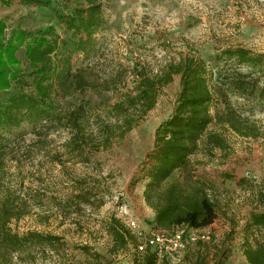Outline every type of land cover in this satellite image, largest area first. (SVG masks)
<instances>
[{
    "label": "rangeland",
    "instance_id": "1",
    "mask_svg": "<svg viewBox=\"0 0 264 264\" xmlns=\"http://www.w3.org/2000/svg\"><path fill=\"white\" fill-rule=\"evenodd\" d=\"M43 2L0 0V18L6 23L4 36L8 38L16 27L30 32L51 27L58 42L56 56H68L72 70L90 66L91 77L97 79L96 89L67 95L53 92L49 114L64 116L67 110L80 106L87 119L86 132L95 134L98 148L87 145L81 153L72 150L70 130L60 124L48 125L40 135L35 133L38 125L28 120L0 128L2 142L14 148L12 161H7L6 184L12 188L20 185L27 191L33 188L39 197L32 213L12 221L10 226L20 235L36 231L55 237L60 248L59 255L47 246L28 250L31 255L25 254L15 262L84 264L81 248L88 246L105 255L109 264H139L130 246L110 253L106 222L110 216L122 223L125 217H132L143 229L153 228L154 209L143 197L146 181L140 163L153 148L157 125L176 105L179 76L174 75L160 89L155 106L146 114L139 117L137 110L127 112L134 118L127 132L115 127L123 115H117L112 106L135 94V76L140 68L150 76L162 75L166 64L182 54L191 53L206 62L210 85L234 69L254 71L222 52L240 47L264 60V0H97L103 24L91 33L94 44L86 51L75 50L80 34L67 30L59 18V14H72L82 6L81 0ZM82 36L86 39L85 34ZM16 55L22 79L0 91V101L20 88L25 92L33 89L24 46ZM228 96L238 112L258 126L261 135L244 137L211 124L210 130L224 136L226 149L215 148L211 153L200 149L162 186L174 179L199 181L217 202L218 214L211 227L214 234L208 241L190 246L185 258L190 263L201 252L203 264H247L242 254L244 227L255 208L257 192L264 189V92L255 98H243L232 91ZM106 131L109 143L102 145L99 141ZM81 180L96 193L94 205H84L78 211L72 207L61 215L55 205L66 200ZM97 198L103 201L100 207Z\"/></svg>",
    "mask_w": 264,
    "mask_h": 264
},
{
    "label": "trees",
    "instance_id": "2",
    "mask_svg": "<svg viewBox=\"0 0 264 264\" xmlns=\"http://www.w3.org/2000/svg\"><path fill=\"white\" fill-rule=\"evenodd\" d=\"M21 1L44 4L43 0ZM81 4L82 6L76 7L72 14H59V18L67 30L80 34L75 50L86 51L93 46L91 33L103 24V18L101 4H98L97 0H81ZM5 29L6 23L0 18V91L8 90L14 82L19 83L22 79L16 55L22 46L31 67L33 89L25 92L20 88L17 93L0 101V128L17 126L28 120L38 125L35 133L40 135L48 125L60 124L70 130L68 143L72 150L81 153L87 145L98 148L95 134L86 132L87 119L80 106L67 110L64 116L49 114L53 92L67 95L87 88L96 89L97 79L91 77L93 72L90 66H80L72 70L68 56H56L58 42L51 27L38 32L16 27L8 38L4 36ZM82 34H85L86 39ZM222 53L224 57L249 65L254 71L243 72L234 69L233 73L226 74L221 81L210 85L206 62L194 54H182L178 60L166 64L162 75L150 76L140 68L135 76V94L126 95L123 100L112 106L117 115H123L121 122H117L115 127H118L121 133L127 132L133 127L134 121L133 116L127 112L134 109L138 111L139 117L146 114L155 106L160 89L170 83L174 75L179 76L180 89L176 105L172 113L157 125L153 148L140 163L142 178L146 181L143 197L154 209L152 227L155 229H201L211 225L217 218V202L209 196L199 181L183 182L174 179L162 187L176 170L186 167L189 157L200 149L207 153H211L215 148L226 149L224 136L210 130L211 124L230 129L244 137L261 135L258 126L231 104L228 91L243 98H255L262 94L264 60L261 55L240 47H229ZM107 85L108 83H105L104 87H108ZM99 143H109V132H103ZM13 149L12 146L4 144L0 136V264H17L15 261H21L23 255H31L28 250L44 246L56 255H59L60 250L58 239L55 237L36 231L20 235L10 226L12 221L30 215L39 200L33 188L27 191L20 185L18 188H12L6 184L7 161H12ZM82 181H78L80 186H75V191L66 200L55 205L61 215L65 216V211L72 207H76L78 211L84 205H94L96 193L93 188L86 186L87 181ZM97 199V207H100L103 201L101 198ZM105 229L110 238L111 254L123 251L129 246L133 249L137 243L125 224L114 216L108 218ZM244 230L242 254L247 264H264V189H260L256 194L255 208L250 211ZM202 243L204 242L197 244ZM81 249L85 255L84 264H109L106 256L100 252L88 246ZM186 256L187 254L185 258ZM204 260L205 257L198 252L194 260L188 263L203 264ZM137 261L139 264H167L166 261H158L151 252L138 256Z\"/></svg>",
    "mask_w": 264,
    "mask_h": 264
},
{
    "label": "built area",
    "instance_id": "3",
    "mask_svg": "<svg viewBox=\"0 0 264 264\" xmlns=\"http://www.w3.org/2000/svg\"><path fill=\"white\" fill-rule=\"evenodd\" d=\"M250 175L255 178L253 174ZM123 223L137 240L132 250L138 256L151 252L158 261H166L167 264H188L185 261V254L190 246L198 242H206L214 234L211 231L213 223L201 229L176 227L172 230L155 228L146 230L132 217H125Z\"/></svg>",
    "mask_w": 264,
    "mask_h": 264
},
{
    "label": "crops",
    "instance_id": "4",
    "mask_svg": "<svg viewBox=\"0 0 264 264\" xmlns=\"http://www.w3.org/2000/svg\"><path fill=\"white\" fill-rule=\"evenodd\" d=\"M215 220H216V219H215ZM213 224H215V222H214ZM213 224H212V225H213Z\"/></svg>",
    "mask_w": 264,
    "mask_h": 264
}]
</instances>
